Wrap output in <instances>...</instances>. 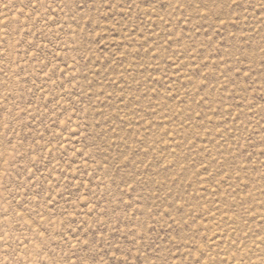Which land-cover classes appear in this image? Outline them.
I'll return each instance as SVG.
<instances>
[{"label":"rangeland","instance_id":"rangeland-1","mask_svg":"<svg viewBox=\"0 0 264 264\" xmlns=\"http://www.w3.org/2000/svg\"><path fill=\"white\" fill-rule=\"evenodd\" d=\"M0 264H264V0H0Z\"/></svg>","mask_w":264,"mask_h":264}]
</instances>
